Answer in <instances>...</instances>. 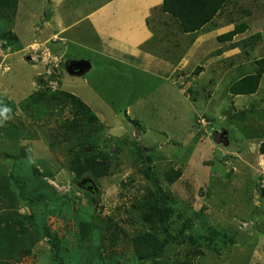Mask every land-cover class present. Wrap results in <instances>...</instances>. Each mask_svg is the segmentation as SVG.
I'll return each instance as SVG.
<instances>
[{
  "label": "rangeland",
  "instance_id": "1",
  "mask_svg": "<svg viewBox=\"0 0 264 264\" xmlns=\"http://www.w3.org/2000/svg\"><path fill=\"white\" fill-rule=\"evenodd\" d=\"M42 4L41 1L40 15L38 9L33 15L37 7L33 9L24 0L21 2L14 31L23 46L42 42L45 37L36 27L43 25L44 15L52 7L49 2L44 7ZM217 21L224 25L249 23V30L237 35L234 42L239 43V53L222 59L219 65H211L200 77L196 71H190L185 78L178 74L162 75V85L156 76L141 74L119 76L118 83L111 82L108 75H98L99 66L92 77L90 72L73 74L67 69L70 59L88 58L93 53L70 41L64 44L69 51L64 48V62L60 64L37 44L8 57L9 50L0 46V87L7 89L0 92V97H11L19 105L34 90L41 89V77L52 89L78 87L79 95L91 102L104 126L100 144L114 149L111 173L96 179V191H88L79 185L82 179L76 180L68 168L69 156L64 147L49 146L50 140L57 139L53 136L62 119L70 117V110H56L37 118L32 109L25 113L18 107L11 120L23 129L24 136L0 138V164L6 159V164L11 165V158L2 157L10 154L20 155L18 158L37 164L43 171L50 169L52 187L79 199L77 207L88 205L89 199H93L91 212L95 220L108 222L110 230L104 238L97 233L82 243L77 238L79 227L75 218L49 214L46 224L50 235L12 264H264V153L260 151L264 141V77L256 93L230 92L233 82L256 71L253 61L264 55V0H231ZM87 29L81 23L72 32L86 36ZM257 34L260 35L255 38ZM248 37L254 38V44L241 45V40ZM228 43L217 45L234 48ZM169 52L174 55L177 50L172 48ZM44 56L52 63L49 71L38 63H44ZM59 68L60 79L66 80L60 86L58 77L50 76L52 72L60 75ZM39 71L43 73L37 76ZM85 78L95 85V91L85 87ZM230 110L234 112L228 114ZM220 128L229 132V145L214 136ZM147 158L151 161H145ZM147 167L174 197V213L168 221L172 236L190 219L197 235L208 238L209 228L224 229L234 243L216 248L207 239L189 244L171 238L156 262H138L130 236L143 228L139 222L141 212L134 207L154 187L152 178L145 174ZM171 168L182 171L174 183L165 176ZM26 210L22 207L19 211ZM73 212L79 214L76 209ZM186 233L192 234L189 230ZM114 235L118 237L116 242L110 240ZM53 241L67 248L63 263L55 257L58 250Z\"/></svg>",
  "mask_w": 264,
  "mask_h": 264
},
{
  "label": "trees",
  "instance_id": "2",
  "mask_svg": "<svg viewBox=\"0 0 264 264\" xmlns=\"http://www.w3.org/2000/svg\"><path fill=\"white\" fill-rule=\"evenodd\" d=\"M230 1L164 0L162 9L176 19L182 32L195 35L212 22ZM19 3L20 0H0V46L4 50L12 47L16 50L22 48L20 37L14 31ZM248 28L249 23L246 21L237 23L233 30L219 35L218 40L232 41L236 35L246 32ZM259 35L254 36L256 38ZM243 44L253 45L254 38L242 39L241 45ZM237 45H239L238 42ZM254 64H256V71L233 82L230 85L231 93L253 94L259 90L264 77V55L255 58ZM202 69V66H198L195 71L199 73ZM50 76L54 79L59 75L52 72ZM41 79L44 81L43 77ZM40 86L41 89L34 90L19 105L6 96L0 97V104H7L12 109V116L16 114L19 107L25 113L32 109L36 117L40 115L39 118L49 112L69 109L71 115L63 118L62 123L56 128L53 137L57 139L49 141L50 148L55 149L59 144L64 147L69 156L68 168L75 174L76 180L90 176L96 181L100 177L108 176L112 171L114 149H107L100 144L104 126L98 114L79 95L61 88L52 89L46 81ZM0 128V138L24 136L23 129L13 120L0 125ZM260 151L264 153V141L260 144ZM23 152L21 149V155ZM19 156L2 155V157L11 158L9 160L13 162L7 165L6 159H3V163L0 164V264H12L21 260L41 239L50 235V229L46 224L49 214L66 219L75 218L79 227L77 238L82 243L97 233L104 238L110 226L108 222L95 220L91 212L93 199H89L88 205L77 207L76 202L79 199L68 192L59 193L52 187L49 177L53 176V173L50 169L43 171L37 164L18 158ZM145 161H151V159L147 158ZM149 170L150 167H147L144 171L147 177L152 178L154 187H150L138 201V205L134 207L141 212L139 222L143 228L130 236L138 262H156L163 256L165 249L171 243V238L179 243L189 244H195L199 239H207L209 244L213 243L216 248H227L234 243V238L224 229L209 228L208 238L205 235H197L190 219H186L179 233L172 236L168 229V221L174 213L172 204L174 197L162 188L158 179L151 175ZM181 175L182 171L175 168L165 172L166 179L170 183H174ZM22 207L27 208L24 213L19 211ZM75 209L79 214H74ZM187 230L192 234L188 235ZM110 240L116 242L117 235ZM53 244L58 250L55 257L59 263H63L67 248L54 241Z\"/></svg>",
  "mask_w": 264,
  "mask_h": 264
},
{
  "label": "crops",
  "instance_id": "3",
  "mask_svg": "<svg viewBox=\"0 0 264 264\" xmlns=\"http://www.w3.org/2000/svg\"><path fill=\"white\" fill-rule=\"evenodd\" d=\"M22 1L20 0L19 7ZM24 1L33 9L37 7L33 15H36L37 11L40 15L41 1L44 3L43 7L47 2L51 3V11H46L43 25L36 27L41 36L45 37L42 42H32L27 46H23L20 39L22 48L18 50L15 47L9 48L7 57L26 50L29 45L37 44L46 49L45 53L49 54L47 56L54 57L55 61L59 60L60 64L64 62V48H67L64 44L70 41L88 49L89 54L93 53L88 58H84L90 63L89 69L85 72H90L89 77H92L96 66H99L98 75L102 77L108 75L111 82L114 80L118 83L119 76L141 74L156 76L162 85V75L168 77L178 74L179 77L184 75L185 78L190 71L194 72L198 66H202L203 69L198 73L200 77L211 65H219L222 59L239 53L238 45L234 43L237 35L232 41L223 42H229L228 44L234 45V48H228L226 44L217 45V42H221L218 40L219 35L235 28V24L224 25L218 22L217 17L220 13L197 34L192 35L182 32L176 19L162 9L164 0H38L37 4L32 0ZM69 17L74 19L71 20ZM81 23H85L86 28L89 27L90 31L87 29L86 36L80 35L79 31L75 34L72 32L73 28L79 27ZM88 31L91 32V36L88 35ZM172 48L177 50L174 55L169 52ZM67 51H69L68 48ZM43 58L44 63H38L43 69L48 68L49 71L51 62H47L45 56ZM77 59L81 60V58H75ZM59 64L54 65L59 67ZM194 65L195 68L192 67ZM61 70L59 68V86L61 81H66L60 79ZM42 73L43 71H39L37 76ZM112 74H115L114 78ZM93 78L92 82L97 76ZM87 79L85 78V84H87L85 87L95 91V85ZM77 88L69 87L67 91L79 95L78 91L81 89ZM105 89L106 86L103 88V93ZM0 92H7V89L0 87ZM82 99L95 111L91 102Z\"/></svg>",
  "mask_w": 264,
  "mask_h": 264
},
{
  "label": "water",
  "instance_id": "4",
  "mask_svg": "<svg viewBox=\"0 0 264 264\" xmlns=\"http://www.w3.org/2000/svg\"><path fill=\"white\" fill-rule=\"evenodd\" d=\"M89 67H90L89 61L84 60V59L72 60V61L68 62V65H67V69L70 70L71 73L78 74V75L84 74L89 69ZM232 113H233V110H230L228 114H232ZM242 115L243 114H241V116ZM228 133L229 132L227 130H224L222 132V136H223V138H225V140H223V143L225 145H229V143H230ZM86 184L89 185V187H88L89 190L96 191L97 186H96V183L92 177H90V176L85 177L79 182V185L82 187L85 186Z\"/></svg>",
  "mask_w": 264,
  "mask_h": 264
},
{
  "label": "clouds",
  "instance_id": "5",
  "mask_svg": "<svg viewBox=\"0 0 264 264\" xmlns=\"http://www.w3.org/2000/svg\"><path fill=\"white\" fill-rule=\"evenodd\" d=\"M11 119H12V109L7 104H0V125H3L4 123H6Z\"/></svg>",
  "mask_w": 264,
  "mask_h": 264
},
{
  "label": "flooded vegetation",
  "instance_id": "6",
  "mask_svg": "<svg viewBox=\"0 0 264 264\" xmlns=\"http://www.w3.org/2000/svg\"><path fill=\"white\" fill-rule=\"evenodd\" d=\"M224 130H226L225 128H220V130H215L214 131V136L215 137H219L220 138V140L219 141H221V143H223V140H225V138H223V136H222V132L224 131ZM229 134V133H228ZM229 137V136H228ZM84 188H86L87 190H89V185L88 184H86L85 186H83ZM89 191H92V190H89Z\"/></svg>",
  "mask_w": 264,
  "mask_h": 264
}]
</instances>
